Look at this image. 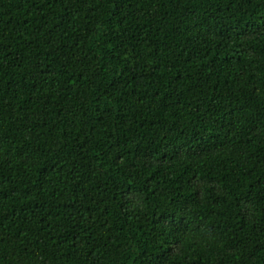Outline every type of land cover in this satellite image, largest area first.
Wrapping results in <instances>:
<instances>
[{
    "label": "trees",
    "instance_id": "16d2710c",
    "mask_svg": "<svg viewBox=\"0 0 264 264\" xmlns=\"http://www.w3.org/2000/svg\"><path fill=\"white\" fill-rule=\"evenodd\" d=\"M0 264H264V0H0Z\"/></svg>",
    "mask_w": 264,
    "mask_h": 264
}]
</instances>
